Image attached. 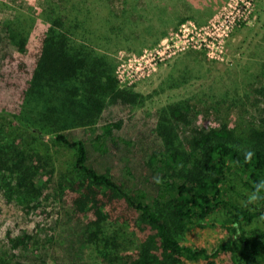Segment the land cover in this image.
<instances>
[{
  "label": "trees",
  "instance_id": "1",
  "mask_svg": "<svg viewBox=\"0 0 264 264\" xmlns=\"http://www.w3.org/2000/svg\"><path fill=\"white\" fill-rule=\"evenodd\" d=\"M211 5L43 0L38 9H16L0 22V41L14 48L0 54V198L27 212L38 209L43 197L69 208L79 225L77 245L88 252L85 264H216L220 255L232 264H264V229L250 227L264 215V110L257 121L187 133L192 98L160 107L154 132L161 145L146 161L153 195L128 189L111 171L99 172L89 162L86 141L67 134L95 131L111 105L139 107L148 99L121 86L116 53L122 45ZM176 80L170 88L187 82ZM121 126H103L95 141ZM55 148L72 153L68 168H60ZM213 225L222 226L226 238L212 251L185 244L190 231ZM31 242L30 235L12 240L14 249L32 252ZM23 260L0 255V264H28Z\"/></svg>",
  "mask_w": 264,
  "mask_h": 264
},
{
  "label": "rangeland",
  "instance_id": "2",
  "mask_svg": "<svg viewBox=\"0 0 264 264\" xmlns=\"http://www.w3.org/2000/svg\"><path fill=\"white\" fill-rule=\"evenodd\" d=\"M42 3L43 0H0V22L12 18L16 9L28 12ZM197 14L200 15L180 24L158 26L145 37L137 35L117 50L116 74L121 86L148 97L143 105H111L95 131L76 129L67 133L72 139L86 141L89 162L95 169L111 171L130 190L155 194L154 177L146 163L161 145L154 132L160 107L192 98L195 110L192 124L185 129L187 133L219 123L242 125L259 120L263 113L264 0H225L209 17L203 12ZM1 51L14 52V48L0 41V54ZM181 76L186 84L170 88ZM113 123L122 126L114 128L110 137L95 141L96 136H103V126ZM55 149L60 168H68L70 150ZM238 192L243 193L241 189ZM235 198L240 202L238 196ZM240 204L252 210L245 201ZM68 212L69 208L54 197H43L38 209L30 212L1 197L0 255H18L28 264H85L82 261L88 252L80 251L76 242L79 225ZM216 218L222 219L220 215ZM250 227L264 229V215L257 217ZM25 235L33 238L28 247L36 254L27 247L14 249L12 240ZM225 238V229L213 225L190 231L185 244L212 251ZM87 261L94 264L91 259ZM215 262L232 264L225 255Z\"/></svg>",
  "mask_w": 264,
  "mask_h": 264
},
{
  "label": "crops",
  "instance_id": "3",
  "mask_svg": "<svg viewBox=\"0 0 264 264\" xmlns=\"http://www.w3.org/2000/svg\"><path fill=\"white\" fill-rule=\"evenodd\" d=\"M212 1V5L210 6L209 10L207 11H203V14L207 17H209L214 11L216 8H218L219 6H221L223 4V2L225 0H211ZM205 17V18H206Z\"/></svg>",
  "mask_w": 264,
  "mask_h": 264
}]
</instances>
